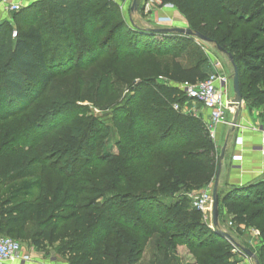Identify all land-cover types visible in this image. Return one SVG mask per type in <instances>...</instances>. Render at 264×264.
<instances>
[{"label": "trees", "instance_id": "16d2710c", "mask_svg": "<svg viewBox=\"0 0 264 264\" xmlns=\"http://www.w3.org/2000/svg\"><path fill=\"white\" fill-rule=\"evenodd\" d=\"M163 2L233 55L243 99L264 106V0ZM131 22L113 0H40L0 23V233L20 236L32 224L30 244L51 246L70 264H142L150 244L144 264H184L180 246L192 254L188 264H237L220 227L231 205L235 221L259 227L264 264V181L218 189L217 229L187 195L214 181L217 147L205 123L175 109L186 96L156 79L168 57L172 81L205 79L207 58L190 44L197 57L184 65L194 37ZM94 65L91 101L105 119L67 100L76 93L60 84ZM102 120L111 123L105 130Z\"/></svg>", "mask_w": 264, "mask_h": 264}, {"label": "rangeland", "instance_id": "374dc122", "mask_svg": "<svg viewBox=\"0 0 264 264\" xmlns=\"http://www.w3.org/2000/svg\"><path fill=\"white\" fill-rule=\"evenodd\" d=\"M114 2H116L119 5V11L121 12L123 18L125 19V21H127L128 23H130V21L134 22L135 25L139 26V27H163L160 23L159 19H156L154 17V13L156 11V5L153 4L149 7H147L146 2L147 0H139V8L137 11L132 12L131 11V6H132V1L133 0H113ZM161 5L160 7H169V8H173L174 10H176V14L170 16V17H162L161 20L163 21H167L168 23L172 24L173 26H184L189 28V24L190 21L186 18V16L184 15V13H182L174 4L169 3V2H163V0L161 1ZM123 4L126 7V10L124 9L125 15H123ZM159 8V7H158ZM47 12L43 13V16H46ZM153 18L156 20V22L153 20ZM131 22V23H132ZM153 22V23H152ZM159 23V24H158ZM17 29V28H16ZM192 42H186L184 45H186L185 50L182 51V56H181V61L183 62L184 65H192L194 63V59L197 56H191V54L187 53L186 50L188 49V45H193L196 49V54L198 55V53H202V56L204 59L207 58V61L211 64H214L216 62L220 63V66L224 69V71L230 76L229 82L226 86L228 92H227V96L229 97H233L234 96V90H233V82H232V75H233V66L230 63L228 57L226 54H224L223 52L219 51L218 48L216 47V45L214 43L211 42H206V41H202L196 37L191 38ZM194 49V50H195ZM161 66H162V70L163 72L158 75V78L156 79V81L158 83H165L167 85H172V86H176L178 89V85L179 83L174 82L170 79L169 77V72H170V58H164V60L161 62ZM213 66V65H212ZM216 65L214 64V67ZM215 70V69H214ZM79 72V73H78ZM214 72V71H213ZM210 71V73H213ZM209 73V74H210ZM116 77H120V78H124L125 75L123 74V72H117L115 74ZM83 77V78H82ZM97 77L98 74L95 71V65L91 66L89 71L83 72V71H72L69 74H67L65 77H63L60 81V84L62 86V91H70L71 93H76L75 96L71 95V96H66L67 100L69 101H73V102H80L82 105H86L89 106L90 108H92V111L94 113H96V115L99 117H102V115H104V113H106V109L105 111L101 108V109H97L95 108V105L93 104V102L91 101V97L94 93L95 90V85H96V81H97ZM139 77V76H138ZM81 78L84 79L83 82H81ZM119 93H117L113 99H111L110 102L114 101L117 98V95ZM65 97V98H66ZM178 98L180 100L177 99L175 104H178L180 106L179 109H182L184 112H187L188 110L185 109L186 107V103L188 102V98L183 97L182 95H179ZM70 117L68 116V119ZM230 118V117H229ZM58 119L62 120L61 116L58 117ZM101 119H105V118H101ZM71 120V119H70ZM69 120V121H70ZM67 120V122H69ZM103 121V128L105 130V124H111L110 121L108 120H102ZM110 140L108 141V149L110 152L114 151L116 152L117 148L115 147L114 143V137L109 136ZM64 141V139H62ZM50 141V140H49ZM62 142L61 139H58V142ZM220 155V149H216V154L215 157L218 159ZM23 184H25V182L21 181V182H17L16 184H14L12 186V188H17L22 186ZM214 184V181L212 182V185ZM11 190V189H10ZM12 192V191H11ZM189 193H193L188 192L187 195L191 200V205L192 207H194L193 205V198L192 196L189 195ZM195 193V192H194ZM193 193V195H194ZM7 196V192L2 191V196H1V200L4 199ZM225 212L227 214V217H222L220 219V227H223L227 230V232H232L237 228H241V232L242 234H244L243 239H245L242 243L243 245L239 244L237 245L236 242L232 243V250L236 248L237 253H233V257L231 258L234 261H239L241 259H248V258H252L249 257V255L243 250V248H247L250 249L256 257L257 252L260 250L261 244L263 243V239L261 235H255V232L258 230V232H260L259 227L255 226V225H246L243 223H238L237 221L234 220V214L231 210L233 209V206H227L225 205ZM235 208V207H234ZM236 210V209H235ZM229 222H232L233 225H230ZM245 225V226H244ZM34 229V226L32 224H30V227L28 228V232L26 234L23 235H17L11 232H8L7 229H5L4 232H2V234H5L6 236L11 237L12 239L18 241L21 243L22 249L23 247H29L31 246L30 242L28 241V237L30 236V233L32 232V230ZM261 233V232H260ZM238 242V241H237ZM236 244V245H235ZM44 245V246H43ZM39 249H41L43 252H45L48 255H57L59 257V260H57L56 262H60V263H64V264H70V260L65 256H62L61 254H58L51 246H47L45 244H43ZM46 247H48L46 249ZM243 247V248H242ZM238 248L240 250H238ZM179 249V248H178ZM185 252H187V254L189 256H184V252H179L178 250V254L179 256H184L188 259L185 258L184 264H186V262L188 263L187 260H191L192 258V254L188 251L187 248H185ZM152 244H150L144 253L143 256V260H142V264H144L145 262H147L149 260V258L152 256ZM27 254L24 253L23 256ZM183 257V258H184ZM31 258V257H30ZM49 258V257H48ZM254 263H256V259L253 258ZM25 261H28V259H26Z\"/></svg>", "mask_w": 264, "mask_h": 264}, {"label": "crops", "instance_id": "0c3cea01", "mask_svg": "<svg viewBox=\"0 0 264 264\" xmlns=\"http://www.w3.org/2000/svg\"><path fill=\"white\" fill-rule=\"evenodd\" d=\"M14 1L19 2L22 7H26L40 0ZM173 8L159 7L156 9L154 17L156 19L170 17L177 12ZM124 9L126 10V7L123 4V15H125ZM12 15L13 13H9L4 9V6L0 1V23L4 21H12ZM153 20L156 22L154 18ZM162 26L172 27V24L165 21ZM173 27L184 26L176 25ZM208 64L205 65L207 73H210V71H216L217 68L214 67L215 63L211 64L208 62ZM185 109L188 110L186 113L199 118L203 123L209 120L207 109L199 102L188 100ZM234 117L235 111L228 113L226 122L217 126V136L213 139L217 150L220 149V154L222 148L226 145L225 155L221 160L219 191H226L234 188H247L254 183L264 181V156L260 152V145L264 138V106H251L243 99V104L235 124H233ZM221 229L222 231L227 232L225 228L221 227ZM241 230V228H237L232 232H227L238 245H243L242 242L245 240L243 239L244 234L240 233ZM185 248L186 247L184 246H180L178 250L179 252H184V256H189L187 252H185ZM24 253H27L24 256L28 257V261L19 260L14 264H64L56 262L59 260L57 255L46 256L47 254L45 252L34 245L25 248L23 247V254ZM183 255L181 257H184ZM185 258L186 257L183 258V261H185ZM253 260V258H245L239 260L237 264H256ZM187 261L190 263L193 259ZM188 263L186 262V264Z\"/></svg>", "mask_w": 264, "mask_h": 264}, {"label": "built area", "instance_id": "2783aa9c", "mask_svg": "<svg viewBox=\"0 0 264 264\" xmlns=\"http://www.w3.org/2000/svg\"><path fill=\"white\" fill-rule=\"evenodd\" d=\"M4 6V9L9 13H14L22 8L19 2L14 0H0ZM162 0H147V7L155 4L158 8L161 5ZM160 23L162 22L159 18ZM17 35V31H13V36ZM216 71L210 73L205 79L191 82L183 81L179 83V90L188 98V100L201 103L209 113V120L205 122L206 129L209 132L211 138L215 139L217 136V126L226 122L229 112H234L235 108L231 107V97L227 96V84L230 76L220 67V63L216 62ZM175 109H179L178 104L174 105ZM260 152L264 156V138L260 145ZM194 193H189L193 198V205L200 210L203 214V219L213 228L212 220V205H213V185L193 190ZM233 225L232 222H229ZM214 229V228H213ZM255 235H260L258 230ZM236 245V244H235ZM238 250H240L238 248ZM237 253L236 248L232 250ZM27 256H23V249L21 243L12 239L9 236L0 233V264H14L19 260H26Z\"/></svg>", "mask_w": 264, "mask_h": 264}, {"label": "water", "instance_id": "95a60500", "mask_svg": "<svg viewBox=\"0 0 264 264\" xmlns=\"http://www.w3.org/2000/svg\"><path fill=\"white\" fill-rule=\"evenodd\" d=\"M138 8H139V0H133L132 6H131V11L135 12L138 10ZM143 29L152 30V31L157 32V33H166V34H170V33L175 32V33H180V34L187 35L190 37H196L202 41L212 42L209 37L205 36L201 32L193 31L187 27H159V28L144 27ZM217 48L219 51H221L227 55L230 63L233 66L232 82H233L234 96L231 97L230 106L235 108V117H234V123H233V124H235L237 121L239 111H240L242 104H243V97H242V93H241V89H240L239 68L234 61L233 55L230 52H227L225 49L221 48L220 46H217ZM225 146L221 150V154L219 157V164H218V168H217V172H216L214 184H213L212 220H213V228L214 229L215 228L217 229V227L219 226V204H220V200H219L218 189H219V179H220V174H221V160L223 159V157L225 155ZM223 234L225 237H227L228 239H231L234 242L232 236L229 233L223 231ZM243 250L249 255V257L256 259L255 254L250 249L243 248ZM256 264H260L258 262V260H256Z\"/></svg>", "mask_w": 264, "mask_h": 264}]
</instances>
